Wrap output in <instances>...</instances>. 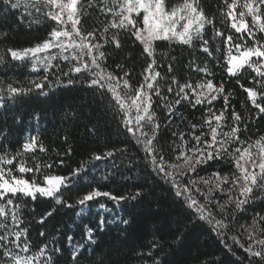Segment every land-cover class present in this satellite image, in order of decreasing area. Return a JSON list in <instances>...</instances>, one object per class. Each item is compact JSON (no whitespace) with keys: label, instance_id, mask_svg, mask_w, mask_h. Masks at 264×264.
I'll return each instance as SVG.
<instances>
[{"label":"snow or ice","instance_id":"6c2138e0","mask_svg":"<svg viewBox=\"0 0 264 264\" xmlns=\"http://www.w3.org/2000/svg\"><path fill=\"white\" fill-rule=\"evenodd\" d=\"M21 8L31 18L30 26L43 24L48 31L30 47L9 46L0 54V117L4 118L0 123V264H56L54 257L63 250L54 247L55 240L48 243L43 230L38 235L44 241L33 242L26 223L29 203L33 204L35 223L41 227L52 217L55 209L36 218L34 204L40 198L54 200L66 208L79 206L77 215L86 214L93 203L109 211L107 202L121 209L143 202L148 195L146 185H135L133 193L124 195L102 190L100 185L120 171L117 160L122 165L127 160L128 171L137 160L151 174L167 181L188 212L185 219L153 230V239L144 246L147 252L139 254L144 264H164L161 257L165 254L166 236L182 243L186 230L198 224L208 225L227 253L235 255L237 249H242L246 264H264V214L256 212L251 223L240 222V214L250 204L264 199V136L255 141L241 139L250 121L264 117V0H218L215 12L206 10L205 0H0V10L5 15ZM92 15L97 20L102 15L103 20L89 30L85 20ZM225 24L232 30L228 34L223 30ZM0 37V43H4L8 33L0 32ZM123 37L141 49L144 64L138 74L134 66L109 63L110 50L123 51ZM157 42H166L169 48L186 47L192 58L184 67L204 77L195 83L181 82L174 71L180 60L171 52H159ZM221 52L223 55H215ZM201 53L206 54L203 59ZM209 57L224 60L227 76L235 78L246 93V101L256 110L254 115L246 117L235 109L229 112L231 93L223 81L214 83L215 73L207 66ZM17 62L30 64L33 72L42 69L43 73L21 82L5 71ZM164 64L166 71L161 67ZM245 72L252 86L241 83ZM77 83L100 98L106 113H111L117 124V131L126 139L118 141L121 147L108 146L93 152L68 176L46 173L40 163H28L35 159L37 150L47 151L39 136L28 132L26 139H15L23 123L22 115L13 117L15 129L8 126V115L27 98H50L56 85ZM219 99L222 107L214 110V102ZM185 104L204 108L207 115L202 124H185L182 113L179 123L170 119L179 111L176 106ZM33 120L38 124V115ZM174 124L179 130H172ZM183 127L189 128L187 136ZM85 128L86 134L100 139L99 123L90 121ZM165 129L173 139L163 135ZM129 144L135 146V155ZM71 154V148L64 153ZM106 161H112L111 167L105 164L106 171L95 176L101 167L96 162ZM220 161L231 164L234 170L200 175L205 166ZM64 163L63 159L53 160L45 162L43 168L53 169ZM89 172L94 182L80 194L76 184ZM29 173L32 175L26 178ZM37 173L43 176L42 183ZM74 191L75 204L65 195ZM117 222L128 226L132 220L117 217L107 221L101 215L98 226L102 229L106 223ZM85 227L87 242L73 248L70 264H80L83 252L96 243V230ZM207 264L224 261L218 258Z\"/></svg>","mask_w":264,"mask_h":264},{"label":"trees","instance_id":"16d2710c","mask_svg":"<svg viewBox=\"0 0 264 264\" xmlns=\"http://www.w3.org/2000/svg\"><path fill=\"white\" fill-rule=\"evenodd\" d=\"M205 3L208 12L216 11L218 0H205ZM30 19L29 16L25 15L23 8L13 10L8 15L0 10V32L6 31L8 33L7 41L0 43V54H3L5 48L9 46L16 48L30 47L46 36L47 27L43 24L37 26L35 23L30 26ZM100 20H103L102 15ZM100 20H97L96 15H92L86 18L85 27L90 30L93 26H98ZM223 30L226 34L232 31L226 24L223 25ZM0 40H3V37H0ZM122 42H124L123 51L110 50L109 63L122 62L126 63L127 67L134 66L135 73L138 74L144 64L143 58L140 56L141 49L128 37H123ZM157 44L159 45V52H171L180 60V63L174 66V71L181 82L195 83L204 77L203 73L197 75L192 69L184 67L192 58L186 47L181 48L173 45L172 48H169L166 42H157ZM199 55L201 59L206 56L202 53ZM215 55L220 56L223 53ZM125 57H127V60L124 59ZM223 65L224 60L222 59L208 58L207 66L215 73L214 83L219 84L223 81L225 88L231 93L229 112L235 109L246 117L249 114L254 115L256 110L252 108L250 102L246 101V93L235 82V78L230 79L227 76ZM161 67L166 71L167 64ZM5 71H7L8 76L21 82L36 79L43 73L42 69L39 72L30 71V64L18 65V62ZM0 74L3 73L0 72ZM241 83L246 87L252 86L248 72L243 74ZM52 91L55 94L50 98H27L22 105L17 106L14 112L9 113L7 118L8 126L15 129L16 126L13 124L12 119L15 115H22L23 123L19 133L14 136L15 139H26V133L30 132L33 135H38L40 143L47 149L45 153L37 150L35 159L28 160L29 165L40 163L42 171L46 173L68 176L73 169L88 161L93 152L103 151L108 146H123L118 141L123 142L126 137L117 131V124L114 122L111 113H106L98 96L93 97L79 83L74 86L56 85ZM222 104V99L214 102V110L221 109ZM176 107L179 111L176 116H171L170 119L177 123H179L178 116L181 113L185 118V124L189 125L193 123L202 124L204 117L207 115L202 106L192 108L190 105L185 104ZM34 115L39 117L38 124L33 120ZM3 121L4 118L0 117V123H3ZM90 121L99 123L101 128L99 140L86 134L85 125L89 124ZM172 130L179 129L174 124ZM183 130L187 136L189 128L183 127ZM203 130L206 131V128ZM163 135L173 139L168 129L164 130ZM260 136H264V117L250 121L248 131L242 134L241 139L249 138L250 141H255ZM65 137H67V141ZM129 147L132 148L133 155H135V146L129 144ZM69 148L72 149V154L70 156L64 155ZM58 159H63L65 163L63 165L57 164L53 169L43 168L45 162ZM96 163L101 166L100 170L95 172V176H99L101 172L106 171L105 164L110 168L112 161ZM116 165L120 171L109 181L100 185L102 190H111L124 195L133 193L135 185H146L144 191L148 195L143 202L124 205L122 209L115 207L111 202H107L109 211L100 210L98 205L93 203L86 214L77 215L80 211L79 206L66 208L56 205L54 200L40 198L34 204L36 218L46 211L55 209L52 217L47 220L43 227L35 223L32 216L33 204H28L25 218L30 227V238L33 242L40 244L44 241V238L40 237L38 233L41 230L46 231L47 242L51 244V241L55 240L54 247L63 250L58 257H54L56 264H70V253L73 248L80 243L87 242L85 226H90L96 230L93 237L96 243L83 252L80 264H101V261H103V264H144L139 254L147 252L148 249L144 246L148 245L153 239V230L161 224L168 225L173 220L186 218L187 209L180 199L174 196L167 181L151 174L137 160H133L131 171H128L127 160L123 165L117 160ZM205 168L206 170L201 171L200 175L208 176L215 170H222V173H230L234 170L232 165L225 161L213 162L211 166H205ZM31 175V173L26 174V178ZM36 175L38 181L42 183L43 176L39 173ZM90 182H94L92 172L82 177L76 184L80 194L88 190L87 185ZM65 195L69 196L70 202L75 204L77 196L75 191L70 195L68 193H65ZM256 212L264 214V199L250 204L247 211L240 214V222L251 223V217ZM101 215L107 221L124 217L131 219L132 222L128 226L118 222L106 223L101 229L98 226ZM69 236L73 237L72 241L68 240ZM169 244L171 247H169ZM243 256L242 249H237L235 255L227 253L223 242L216 237L209 226L198 224L186 230L182 243H176L174 237L166 236L165 254L161 258L164 264H207V262L215 261L218 258L222 259L224 264H246V261H242Z\"/></svg>","mask_w":264,"mask_h":264}]
</instances>
